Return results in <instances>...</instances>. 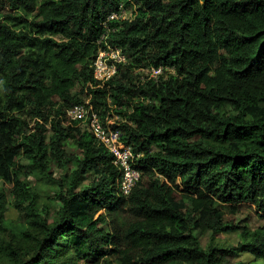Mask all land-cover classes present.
Listing matches in <instances>:
<instances>
[{"label": "trees", "instance_id": "trees-1", "mask_svg": "<svg viewBox=\"0 0 264 264\" xmlns=\"http://www.w3.org/2000/svg\"><path fill=\"white\" fill-rule=\"evenodd\" d=\"M130 5L131 19L107 20ZM0 10V182L11 186L0 189V264H243L230 259L241 254L264 264V227L235 245L215 238L236 229L225 214L240 206L264 214V0H0ZM109 48L126 61L97 80L92 61ZM85 104L137 158L128 197L88 120L66 119ZM8 198L17 222L4 217ZM119 211L123 227L109 220ZM196 231L211 233L206 248Z\"/></svg>", "mask_w": 264, "mask_h": 264}, {"label": "rangeland", "instance_id": "rangeland-1", "mask_svg": "<svg viewBox=\"0 0 264 264\" xmlns=\"http://www.w3.org/2000/svg\"><path fill=\"white\" fill-rule=\"evenodd\" d=\"M39 1H44V0H39ZM136 8L137 7L135 5H130L127 7L123 6L120 15L122 16V18L131 19L133 17V14L135 13ZM99 55H100L99 60H98L99 67H95L94 77L97 79H107L113 74L112 70L109 69L110 67L109 60L111 58L116 57L117 54L116 53L113 54L111 52L110 54H108V56H105L104 53H101ZM119 55L120 57H116V60L118 61L122 59L121 57L122 54H119ZM145 70L146 69H141V70L137 69L136 72L145 73ZM160 72H161V69L156 68L152 71V75L156 78V76ZM70 109L71 108H69L68 110ZM66 119L68 120L67 113H66ZM84 122L85 120L83 119V120H80L78 123L81 124ZM64 147L66 151L71 154L75 152L74 144L71 141L64 143ZM20 163H22V165L25 166L26 161L22 160L20 161ZM24 169L25 168L23 167L22 170ZM1 188H3L5 191H9L11 186L1 181L0 189ZM8 200H9V205H8L9 209L5 212L4 217L6 218L7 221L11 220L13 222H17L19 221V218L17 217L18 214L15 208L11 206L10 198H8ZM125 209L126 207L124 208V210ZM225 215H226V219L237 227L230 234H224V235L220 234V235L215 236V238L221 241H226L228 244H232V245L237 244L240 241L241 233L243 230L254 231L256 229L264 227V214H261L258 210H256L255 206L251 204L240 206L238 213H236L235 215H229V214H225ZM109 220H113L115 224L117 222L120 224V226L123 227L128 220L127 213L121 212V211H119L118 213H110ZM196 233L198 234V238H199L201 245L206 248L207 245L210 243V239L212 236L211 233L210 232L200 233L199 231H196ZM230 259L232 262L243 261V264H250L252 261V258L248 254H241V255L236 256L235 258H230ZM78 264H84V263L80 261Z\"/></svg>", "mask_w": 264, "mask_h": 264}, {"label": "built area", "instance_id": "built-area-1", "mask_svg": "<svg viewBox=\"0 0 264 264\" xmlns=\"http://www.w3.org/2000/svg\"><path fill=\"white\" fill-rule=\"evenodd\" d=\"M67 117L70 120H88L89 122V127L93 132L95 133V136L99 138L102 141L107 142L105 139V132L100 125L98 116L96 113L92 112V109L90 107L86 106H74L70 110L67 111ZM111 139L109 143L110 149L115 153L117 156V162L119 163L120 166L123 167L124 169V176H122V180L119 183L122 191L124 193H127L130 189L132 180L137 177V173L134 171H130L128 167V161L132 158V155L129 151H124L123 153L118 152V150L114 147L113 141L117 137V134H110Z\"/></svg>", "mask_w": 264, "mask_h": 264}, {"label": "clouds", "instance_id": "clouds-1", "mask_svg": "<svg viewBox=\"0 0 264 264\" xmlns=\"http://www.w3.org/2000/svg\"><path fill=\"white\" fill-rule=\"evenodd\" d=\"M121 11H122V6L120 7V9H119V15H117L116 13H112V14H110L109 16H108V18H107V20H112V19H114V18H119V17H121L122 18V16L120 15L121 14ZM123 19H125V18H123ZM126 20H128V19H126ZM104 38V35L102 34L101 36H100V38H99V40L97 41V43H100L101 41H102V39ZM113 53V54H117V56L116 57H120V55L119 54H122V59L121 60H116V57H114V58H111L110 60H109V64H110V67H109V69L110 70H112V73H114L115 72V69H116V62H120V61H126V56L122 53V50H120L119 48H109V49H107V50H105V51H103V50H100L99 52H98V54L96 55V57L94 58V61H92V67L94 68V72H95V67H99L98 66V60H99V57H100V55L99 54H101V53H104V55L105 56H108V54H110V53ZM158 68H160L161 69V71H162V67H158ZM154 69H156V68H153L152 69V71L154 70ZM141 70V69H140ZM146 71V70H145ZM161 73V72H160ZM159 73V74H160ZM94 76H95V73H94ZM97 79V78H96ZM97 80H105V79H97ZM80 106V105H79ZM82 106H86V107H90L91 108V106H89V104H85V105H82ZM92 109V108H91ZM104 130V129H103ZM105 132V131H104ZM94 133V132H93ZM112 134H117V137L115 138V140L113 141V145H114V147L118 150V152H120V153H123L124 151H129L130 153H131V155H132V158L128 161V163L129 162H131L132 160L133 161H136L137 160V158L135 159V156H134V154H133V152L130 150V149H122V148H120V147H117L116 146V140L118 139V132H111ZM110 133V134H111ZM110 134H109V137H106L105 136V139L107 140V142H105L106 143V146L108 147V151L114 156V164H116L118 167H119V171H120V173H119V181H118V183H120L121 182V180H122V176H123V174H124V169H123V167L122 166H120L119 165V163L117 162V156L115 155V153L110 149V146H109V143L111 142L110 141V139H111V136H110ZM94 135H95V133H94ZM99 139V138H98ZM112 143V142H111Z\"/></svg>", "mask_w": 264, "mask_h": 264}, {"label": "bare ground", "instance_id": "bare-ground-1", "mask_svg": "<svg viewBox=\"0 0 264 264\" xmlns=\"http://www.w3.org/2000/svg\"><path fill=\"white\" fill-rule=\"evenodd\" d=\"M79 106V105H78ZM68 121H69V119H68ZM74 122H79L80 121V119L79 120H73ZM87 120H85V122H86ZM84 122V123H85ZM90 127H87V129L88 130H90L89 129ZM128 167H129V170L130 171H134V172H136L137 173V177L135 178V179H133L132 180V183H131V186H130V189H129V191L127 192V193H124L123 191H122V189H121V187H120V184L118 183L117 184V190H116V195L117 196H122V197H128L129 196V194L131 193V191L133 190V188L136 186V184L140 181V179H141V172L138 170V168H136L137 166H136V163H135V161H131V162H129L128 163ZM123 176H124V174H123Z\"/></svg>", "mask_w": 264, "mask_h": 264}]
</instances>
